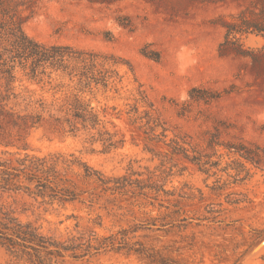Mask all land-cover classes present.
<instances>
[{"label":"rangeland","instance_id":"obj_1","mask_svg":"<svg viewBox=\"0 0 264 264\" xmlns=\"http://www.w3.org/2000/svg\"><path fill=\"white\" fill-rule=\"evenodd\" d=\"M97 2L25 0L18 9L22 30L43 44L70 45L126 59L165 123L167 140L186 137L203 150L205 132H214V126H228L220 135L221 142L264 147V39L255 34L244 39L255 62L220 56L224 30L217 21L261 0ZM123 18L131 20L132 31L118 24ZM130 81L128 75L115 99L108 94V105L123 108L126 102L122 98L133 86ZM201 90L218 98L198 101ZM112 121L125 142L108 152H103L100 143L90 145L84 135L61 134L48 124L23 133L22 142L12 138L15 147L0 146V160L10 158L4 152L35 156L59 153L73 155L106 177L136 173L141 176L132 179L146 181L150 174L170 194L159 193L156 201L150 198L153 193L146 198L137 192L111 195L72 174L68 178L77 191L85 192L79 201L50 203L22 193L0 192V204L14 211L21 222L34 225L43 236L65 240L70 234H83L101 241L110 236L119 238L118 233L126 230L128 244L143 248L149 256L107 249L81 259H57L56 264H264L263 167L246 164L222 148H216L212 161L217 166L207 174L181 160L161 167L160 158L144 150L141 132L134 131L125 119ZM107 129L113 131L109 125ZM158 149L167 152L166 147ZM237 163H244L247 170L239 172ZM182 166H186L183 171ZM162 169L166 174H160ZM177 202L179 207L173 208ZM166 223L170 224L162 227ZM0 264L28 263L0 247Z\"/></svg>","mask_w":264,"mask_h":264},{"label":"trees","instance_id":"obj_2","mask_svg":"<svg viewBox=\"0 0 264 264\" xmlns=\"http://www.w3.org/2000/svg\"><path fill=\"white\" fill-rule=\"evenodd\" d=\"M24 2L0 0V146L15 147L12 138H16L18 143L22 142L23 133L48 124L61 134L74 137L84 135L90 145L100 143L103 152H108L122 147L125 142L124 134L120 133L112 120L125 119L128 126L145 136L144 150L160 158L161 167L166 162L181 160L207 174L217 166L212 161L218 153L216 148H222L227 155L237 156L253 167L264 168V147L241 141H220L221 133L226 132L228 126H214V132H205L206 147L203 150H198L186 137L174 136L167 140L165 123L126 59L70 45H48L35 41L22 30L18 9ZM217 21L224 30L218 54L255 62V55L245 48L243 42L252 34L264 39V0L244 8L229 19L220 17ZM117 22L129 31L134 29L128 18L118 19ZM128 75H131L130 84L133 86L128 96L122 98L126 102L123 108L108 105V94L113 95L112 100L115 99L114 95H119ZM201 92L203 95L196 98L198 101L218 98L209 96L206 90ZM107 125L113 131H109ZM13 131L16 135L12 134ZM159 146L166 147L167 152L160 151ZM17 149L26 150L21 147ZM4 154L10 158L0 160L1 193H22L32 198L46 199L50 203L79 201L80 195L85 192L77 191L76 184L68 178L72 174L84 182L96 184L111 195L137 192V195L146 198L153 193L150 198L154 201L159 193L170 196L164 190V185H160L150 174L146 181L132 179L134 175L141 176L136 173L106 177L73 155L68 156L72 158L70 160L59 153L46 156L19 152ZM237 164L239 172L247 170L244 163ZM185 169L186 166H182L181 171ZM160 174H166L165 170H160ZM171 206L179 207L178 202ZM118 234L121 237L110 236L101 241H97L93 235L85 238L83 234H70L65 240H56L43 236L31 223L21 222L14 211L0 204V247L11 257L28 264H56L57 259H81L92 252L95 254L107 249L125 250L149 257L143 248L128 244V231L122 230Z\"/></svg>","mask_w":264,"mask_h":264}]
</instances>
